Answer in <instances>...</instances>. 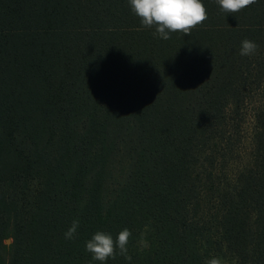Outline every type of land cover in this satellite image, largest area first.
Here are the masks:
<instances>
[{
	"label": "trees",
	"instance_id": "obj_1",
	"mask_svg": "<svg viewBox=\"0 0 264 264\" xmlns=\"http://www.w3.org/2000/svg\"><path fill=\"white\" fill-rule=\"evenodd\" d=\"M201 3L163 40L129 0H0V264H264V0ZM125 228L130 261L85 250Z\"/></svg>",
	"mask_w": 264,
	"mask_h": 264
},
{
	"label": "clouds",
	"instance_id": "obj_2",
	"mask_svg": "<svg viewBox=\"0 0 264 264\" xmlns=\"http://www.w3.org/2000/svg\"><path fill=\"white\" fill-rule=\"evenodd\" d=\"M221 11L236 13L256 3V0H216ZM132 11L140 18L145 28H155L153 35L163 40H168L170 34L181 32L190 35L192 29L202 24L207 19V12L201 0H129ZM258 45L245 39L241 43V56H251L257 51ZM79 221L75 220L65 232V239L75 237ZM131 232L125 228L113 240L110 234L97 232L86 242L85 250L91 254L92 259L104 262L109 258L115 259L116 251L131 260L127 254V244ZM206 264H221L219 259L213 258Z\"/></svg>",
	"mask_w": 264,
	"mask_h": 264
},
{
	"label": "rangeland",
	"instance_id": "obj_3",
	"mask_svg": "<svg viewBox=\"0 0 264 264\" xmlns=\"http://www.w3.org/2000/svg\"><path fill=\"white\" fill-rule=\"evenodd\" d=\"M249 115H247V119H246V122L245 123H243V126H242V130H241V134L244 136L243 137V142H241L243 145V147L244 146H246V147H248V145H249V137H250V133H249V125H248V123H249ZM247 153L248 152H244L243 153V157L242 158H240L239 160H238V162H235V161H228V164H227V166H226V168H227V170H228V172H233L234 171V169H236V168H238L239 166H241L242 164H243V162H245L246 161V157H247ZM232 160H235L234 159V157L232 158ZM4 243L6 244V245H9L10 243H11V239L10 238H6L5 240H4Z\"/></svg>",
	"mask_w": 264,
	"mask_h": 264
}]
</instances>
